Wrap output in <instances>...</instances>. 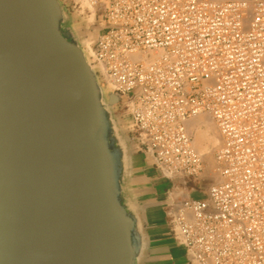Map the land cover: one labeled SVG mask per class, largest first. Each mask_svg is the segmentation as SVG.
Listing matches in <instances>:
<instances>
[{
	"label": "built area",
	"instance_id": "obj_1",
	"mask_svg": "<svg viewBox=\"0 0 264 264\" xmlns=\"http://www.w3.org/2000/svg\"><path fill=\"white\" fill-rule=\"evenodd\" d=\"M98 27L89 60L120 96L122 118L171 180L167 230L188 264H264V0H65ZM217 127L218 180L183 192L202 171L188 126Z\"/></svg>",
	"mask_w": 264,
	"mask_h": 264
},
{
	"label": "water",
	"instance_id": "obj_2",
	"mask_svg": "<svg viewBox=\"0 0 264 264\" xmlns=\"http://www.w3.org/2000/svg\"><path fill=\"white\" fill-rule=\"evenodd\" d=\"M74 13L88 20L65 0H0V264H140L145 253L128 190L137 143Z\"/></svg>",
	"mask_w": 264,
	"mask_h": 264
},
{
	"label": "crops",
	"instance_id": "obj_3",
	"mask_svg": "<svg viewBox=\"0 0 264 264\" xmlns=\"http://www.w3.org/2000/svg\"><path fill=\"white\" fill-rule=\"evenodd\" d=\"M135 152L134 149L128 190L143 207L147 246L140 264H188L183 249L168 235L163 205L157 199V195H164L170 180L158 176L155 169L138 159L141 154Z\"/></svg>",
	"mask_w": 264,
	"mask_h": 264
},
{
	"label": "rangeland",
	"instance_id": "obj_4",
	"mask_svg": "<svg viewBox=\"0 0 264 264\" xmlns=\"http://www.w3.org/2000/svg\"><path fill=\"white\" fill-rule=\"evenodd\" d=\"M73 16H74V20L72 21V25L75 28V31L77 32V34L79 36V41H80L82 48L84 50H86L85 52L88 54L90 52V48L92 47V44L96 38L95 33L98 30V27L88 25V23H87L88 21H84V19H81L82 17L79 15L77 16V13H74ZM83 18H86V17H83ZM85 44H88V45H85ZM119 106L120 105H118L115 108L117 110H119V108H120ZM199 115H198V117H199L198 119H200ZM201 116H203V115H201ZM206 117H208V116H206V115L203 116L204 121H208L209 117L207 118V120L205 119ZM202 121H198L199 122L198 126H196V125H194V127H191L193 125L188 126L189 132H190L191 136H193L192 139L195 138V132H196L195 129L204 128L203 124H201V123H203ZM198 122H196L195 124H197ZM209 122H211V126H213V128L216 129L217 134L219 136V132H218L217 127L214 124V122L210 119H209ZM219 139H220V136H219ZM219 145H220V143H219ZM219 145L216 146L215 150L218 148ZM132 147H133V150L137 149V145H135L133 142H132ZM215 150H214V148H213V150L211 149V151L208 154H205V152L203 153V151L201 149L197 150L199 153L202 154L204 167L202 166V171L196 178L186 181L185 185L183 186V192L188 194L190 197L197 198V199L205 198L206 197V190L208 189V187L218 180V174H217L216 166L214 163L215 162L214 161ZM137 154H141L140 150L135 152V155H137ZM137 157H138V159L139 158L141 159L142 163L147 164L148 166H152L151 160L149 158L145 159L142 155H138ZM212 164H214V165H212ZM151 168L155 169L154 166H152ZM156 171L158 172V176H161V177L163 176L158 170H156ZM162 178H164L165 180H169L168 178H166L164 176ZM169 182H170V185H171V183H173L175 185H177L179 183L181 184V180L176 179V178H175V180H170ZM157 199H159L160 203L162 204L163 199H164V195H162L161 197L160 196L158 197V195H157Z\"/></svg>",
	"mask_w": 264,
	"mask_h": 264
},
{
	"label": "bare ground",
	"instance_id": "obj_5",
	"mask_svg": "<svg viewBox=\"0 0 264 264\" xmlns=\"http://www.w3.org/2000/svg\"><path fill=\"white\" fill-rule=\"evenodd\" d=\"M93 20V17H92V14L88 17V23H91ZM90 28V27H89ZM96 31V30H95ZM93 33V32H92ZM91 33V34H92ZM97 33V31H96ZM95 33V34H96ZM89 36V35H88ZM90 43V42H89ZM85 45H88V44H85ZM89 47V46H88ZM88 50V49H87ZM86 51V50H85ZM199 115V114H198ZM195 116L189 125H193L191 127H194V125L198 126L199 125V122L198 121H202L203 123V127L204 128H198V129H195L196 132H195V138L193 139V145L194 147L199 150L201 149L203 151V153L205 152V154H208L211 149L215 150L216 146L219 145L220 143V139H219V136L217 134V131L216 129L213 128V126H211V122H209V119L211 120V118L209 117H206L205 119L207 120L208 118V121H204L203 119V116L206 115V114H200V119H198L199 117ZM203 115V116H201ZM207 116V115H206ZM196 122H198L197 124H195ZM194 123V124H193ZM192 130V129H191ZM193 132V131H192ZM193 134V133H192ZM194 135V134H193ZM193 138V136H192ZM208 157V156H207ZM211 159V158H210ZM209 159V160H210ZM213 159V158H212ZM204 163V162H203ZM215 163V162H214ZM214 165V164H212ZM204 167V166H203ZM213 168V167H212Z\"/></svg>",
	"mask_w": 264,
	"mask_h": 264
}]
</instances>
